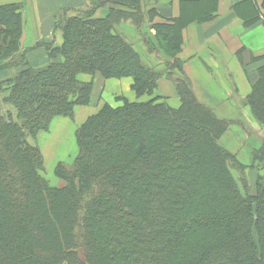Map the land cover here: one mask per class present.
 I'll return each mask as SVG.
<instances>
[{
  "label": "trees",
  "instance_id": "obj_1",
  "mask_svg": "<svg viewBox=\"0 0 264 264\" xmlns=\"http://www.w3.org/2000/svg\"><path fill=\"white\" fill-rule=\"evenodd\" d=\"M107 1L105 18L63 17L62 43L35 46L42 65L22 50L21 6L0 5V101L12 107L0 105V264H264V175L252 193L248 173L264 168V143L250 163L220 144L230 122L197 100L178 57L190 19L153 26L173 51L159 70L118 29L141 0ZM257 73L246 101L264 125V60ZM96 74L131 77L135 99L76 129L54 186L27 137L89 105L94 82L81 77ZM163 75L176 76V106L156 93Z\"/></svg>",
  "mask_w": 264,
  "mask_h": 264
},
{
  "label": "crops",
  "instance_id": "obj_2",
  "mask_svg": "<svg viewBox=\"0 0 264 264\" xmlns=\"http://www.w3.org/2000/svg\"><path fill=\"white\" fill-rule=\"evenodd\" d=\"M145 2L154 13L149 22L153 26L159 23L172 24L181 17L190 19L182 29L183 45L178 57L183 61L184 71L191 78L192 87L198 97L201 96L196 82L200 72L211 78L216 77L217 79L213 80L215 87H224L225 82H232V77L247 79L257 73L259 65L264 60L263 0H145ZM204 2L206 3L201 8L191 10V5H202ZM6 4L21 6L24 18L21 46L23 51L33 48L26 53L27 59L33 65H42L47 59L45 47L35 46L62 43V33L58 24L63 17L85 16L92 12L93 17L105 18L115 6L107 0H0V5ZM143 27H146L145 23ZM41 60L45 62L40 64ZM84 79L85 81L94 79L95 85L91 103L79 107L84 117L82 123L89 116L96 114L103 104L119 107L124 104L122 98L135 99L134 93L131 96L133 84L131 77L106 79L96 74L94 77L85 75ZM240 91L242 85L237 82L235 94L238 95ZM248 92L244 94V98L239 99V103V100L234 99L230 91L226 90L227 95L222 103L227 110L218 113L219 117L231 118V110L228 111L231 109L230 106L237 109H240V104L245 106ZM156 93L167 98L171 105L178 104L176 88L171 81L161 79Z\"/></svg>",
  "mask_w": 264,
  "mask_h": 264
},
{
  "label": "rangeland",
  "instance_id": "obj_3",
  "mask_svg": "<svg viewBox=\"0 0 264 264\" xmlns=\"http://www.w3.org/2000/svg\"><path fill=\"white\" fill-rule=\"evenodd\" d=\"M205 3L206 2H204L202 5L194 4L191 5L190 8L191 10L199 9L204 6ZM125 5L139 9V14L136 13V17H133V19L127 18L126 20L121 22L118 28L120 33L124 38H127L135 46V48L142 55L143 59L147 61L151 66L156 67L159 70L164 68L173 51L170 48V43L167 40H164V38L161 37V33H159L158 30L149 23L151 19L150 6L145 2V0H141L140 4L138 5H132L131 2H127L125 3ZM144 23L146 27H143ZM152 34L153 37H151ZM45 61L41 60V62L39 63L42 64ZM176 72L177 76L181 78L182 75L178 73V71ZM8 73V69L0 71V78L6 77ZM199 74L200 75L197 77L196 86L201 97L197 96L194 89L193 92L197 100L201 102L206 108L214 112L217 117H219L218 113L227 110L226 107H224V103H222L227 95L226 90L230 91V94L233 95L234 99L236 98L239 100L244 98L247 91H249V94L253 91L252 86L259 79V73L252 74V76L247 77V79L244 77H232V82H225L224 87H215L213 80L217 79L216 77L211 78L207 75H203L201 72ZM84 76L85 75H83L81 78L85 81ZM89 76L93 77L92 75ZM163 76L164 77L162 79L171 81L172 83H174L175 88L177 89L176 76ZM187 77L192 84L193 82L191 78L188 75ZM91 80H93L94 82V79ZM237 82H240L242 85V91L238 92V95L235 94V84ZM131 90V96H133V89L131 88ZM93 91L94 87L92 90V96ZM95 91L99 92V90L96 89ZM98 95L99 93L97 94V96ZM149 98L151 97L144 96L143 100H147ZM238 102L240 103V100ZM0 105L5 112L12 109L10 105H5V103H2V101H0ZM104 105L105 104H103L102 107ZM240 105L242 107L238 104L240 109H237L235 106L234 108L228 105V107L230 106L231 108L228 111L230 112L231 110L232 114L231 118H224L227 119V121H229L230 123L228 131L220 139V144L227 148L229 151L235 152L238 155L239 159H241L243 162L248 163L249 161H251L250 152L258 149L257 147H259L260 145L262 146L264 143V125L258 123V121L254 118V109L251 105L247 104L246 99L245 106H243L242 104ZM79 107L80 106L75 107L73 119L69 117H58L53 121L50 130L40 132L36 137H33L31 135L27 137L28 141L33 146H36L40 149L44 158V170L41 172V174L54 186H60L64 183L56 178L54 174L55 167L60 162L67 164L71 163L78 149V146L76 144L75 132L84 120L83 113L80 111ZM228 111L226 113H228ZM233 112L235 113L234 115ZM262 167L263 166L248 171L252 193H255L256 191L255 183L257 175H264V168Z\"/></svg>",
  "mask_w": 264,
  "mask_h": 264
}]
</instances>
